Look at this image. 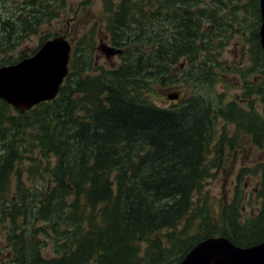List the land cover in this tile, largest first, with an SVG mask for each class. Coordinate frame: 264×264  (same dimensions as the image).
I'll list each match as a JSON object with an SVG mask.
<instances>
[{"label":"trees","instance_id":"16d2710c","mask_svg":"<svg viewBox=\"0 0 264 264\" xmlns=\"http://www.w3.org/2000/svg\"><path fill=\"white\" fill-rule=\"evenodd\" d=\"M101 1L102 19L75 37L56 98L25 112L0 98V231L12 240L14 264H178L208 236L222 234L239 246L262 241L264 233L252 236L264 229L240 224L235 207L224 212L228 225L208 222L195 195L210 174L217 119L234 123L235 135L248 129L263 145L264 119L250 118L235 101L225 107L223 94L211 89L190 87L168 107L150 97L157 85L192 79L211 88L225 74L215 41L228 43L246 28L247 11L259 18V0ZM67 10L70 0H0V66L58 35L51 29ZM100 27L123 48L114 67L96 65L89 49ZM258 38L256 29L253 45ZM262 79L256 93L264 101V66ZM261 171L264 178V164ZM198 218L207 223L189 234ZM256 220L263 222L264 212ZM41 232L53 257L43 255Z\"/></svg>","mask_w":264,"mask_h":264},{"label":"rangeland","instance_id":"374dc122","mask_svg":"<svg viewBox=\"0 0 264 264\" xmlns=\"http://www.w3.org/2000/svg\"><path fill=\"white\" fill-rule=\"evenodd\" d=\"M83 1L70 0V6L74 11H65L63 17L56 20L53 29H51L67 36L72 43L75 42V37L80 34L84 32L91 33L92 27L103 16L104 11L101 0H92L90 3L81 4ZM206 2L212 3V0ZM243 2L250 3V0H243ZM258 11L260 15V7ZM243 15V13H240L241 17ZM260 18L255 20L251 11H247V16L244 17V21L247 23L246 28H241L239 33L232 35L228 43L225 40L224 44L215 41L218 44L215 58L219 60L222 67L220 69L225 74L218 75L219 79L214 78L211 88L207 83H202L191 77L192 82L188 80L173 87L165 86L163 88L162 85H157V92L150 97L158 105L168 107L175 103H181L190 92V89H188L190 87H194L193 90L200 89L204 92H210L211 89L217 94H223L225 107L231 101H235L238 109L249 111L248 116L250 118L255 120L261 118L262 122L264 119V101L262 94L256 93V85L261 84L263 80L264 58L260 39L258 38V43L255 41V45L252 44L255 30L258 29L259 33ZM42 35L43 33L28 39L27 46H36ZM101 43L111 44L106 33L100 27L94 30V48L89 47V49H93L92 55L96 59V65L100 64L104 67L118 65L121 57H107L99 50ZM205 55L203 54V56ZM201 60L202 56L196 62V67H199ZM215 68L216 66H214ZM198 72V69H194V74ZM218 74H221V72ZM171 94H177L178 97L171 99L169 98ZM216 122V139L212 145V154L209 157V163L212 167L209 177L204 181L203 190L195 195V200L204 209L202 213L208 217V222H217L219 227L230 223L228 219L224 218V212L235 207V213L238 215L240 224H244L251 229V232H254L255 229L253 228L257 224L264 229V221L258 223L256 220L264 212V178L261 171V166L264 164V145L263 148L257 147L251 140V131L246 128L242 130L244 132L248 131L249 134L239 133V135H235L236 126L234 123L223 117L218 118ZM219 137H224L222 157H218L217 154ZM24 178L26 179L27 176ZM258 185L259 189L256 192ZM201 223L206 224L207 220L198 218L196 223L190 224L188 233L195 234L201 228ZM5 232L4 229L0 231V264H14L15 259H13L14 257L11 258L9 254L13 249L11 248L12 240L7 239ZM263 233L264 230H261L252 238L259 237ZM38 238L46 240L42 249L43 255L53 257L52 241L48 238V235L41 232L38 234Z\"/></svg>","mask_w":264,"mask_h":264},{"label":"water","instance_id":"95a60500","mask_svg":"<svg viewBox=\"0 0 264 264\" xmlns=\"http://www.w3.org/2000/svg\"><path fill=\"white\" fill-rule=\"evenodd\" d=\"M260 1V43L264 54V0ZM107 57L122 53L121 48L101 43ZM72 43L65 35L45 41L32 56L0 67V98L25 112L54 99L69 73ZM177 94L169 98H177ZM179 264H264V241L241 247L226 236H211L198 242Z\"/></svg>","mask_w":264,"mask_h":264},{"label":"flooded vegetation","instance_id":"af4514ba","mask_svg":"<svg viewBox=\"0 0 264 264\" xmlns=\"http://www.w3.org/2000/svg\"><path fill=\"white\" fill-rule=\"evenodd\" d=\"M257 121H258V122H261V118H258ZM240 133H245V134H247L248 131L244 132V131L242 130ZM248 134H249V133H248ZM251 140L253 141V143H254L257 147H259V148H263V144H262V143H256V141L254 140V137H253V133H252V132H251ZM258 189H259V185H258V187L256 188V192L258 191ZM221 235H222V234H221ZM212 236H220V235H212ZM223 236H225V235H223Z\"/></svg>","mask_w":264,"mask_h":264}]
</instances>
